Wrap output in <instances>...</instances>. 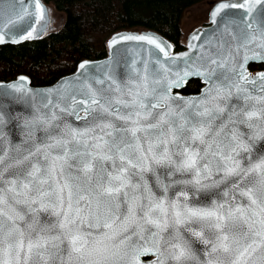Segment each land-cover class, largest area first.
<instances>
[{
  "label": "snow or ice",
  "instance_id": "1",
  "mask_svg": "<svg viewBox=\"0 0 264 264\" xmlns=\"http://www.w3.org/2000/svg\"><path fill=\"white\" fill-rule=\"evenodd\" d=\"M221 7L246 8L247 19L222 17L238 26L231 40L221 33L214 51L185 54L182 71L159 60L125 78L107 70L56 105L82 126L52 111L25 121L29 137L44 136L7 150L0 132V264H264V146L253 151L264 141V73L246 71L264 61V0ZM121 39L165 52L154 37ZM190 76L203 79L200 95L172 94Z\"/></svg>",
  "mask_w": 264,
  "mask_h": 264
},
{
  "label": "water",
  "instance_id": "2",
  "mask_svg": "<svg viewBox=\"0 0 264 264\" xmlns=\"http://www.w3.org/2000/svg\"><path fill=\"white\" fill-rule=\"evenodd\" d=\"M242 2L243 0L217 1L210 12L208 24L196 28L189 35L186 48L180 52H176L171 42L156 32L122 31L114 34L108 40V53L105 58L80 62L73 73L60 78L50 86H32L30 79L24 75L10 82H0V113H3L4 117L3 124H0V132L3 134L5 150L9 148L10 144H22L27 147L32 141H37L44 136V130L39 128L32 137H29L27 135L28 129L24 127L25 121L50 114L52 111L63 117V120L58 121V123H68L76 127L82 126L84 123L83 119H77L76 116L60 112V108L56 107V105L59 104L60 107H64L66 104H70L71 100L68 93L75 91L86 78L97 77L103 79L105 71L112 69L115 70L117 77L125 78L129 72L135 74L134 70H142L147 67L150 71L154 67L158 68L157 60L161 64L169 66L174 73L182 71L184 68L183 60L187 59L185 54L197 56L200 52L214 51L217 38L221 36V33H223L225 39L231 40L232 34L238 30V26L234 24L226 29V26L221 23V18L227 14L228 17L235 18L239 23L241 18L247 19L245 16L246 8H224L221 6ZM37 3L40 5V9L43 10V18L40 16V10L36 7ZM11 4H15L14 10L9 9ZM259 8V5H255V10L258 11ZM0 9H3L6 13L4 19L11 15L16 21L14 26L9 25L7 27H3L2 22H0V28H2L0 35L4 36V40L0 42V45H18L26 41L37 40L43 37L51 28L50 10L48 5L42 0H21L19 3L17 0H3L0 3ZM16 12H19L22 18L18 19ZM214 12L216 13L215 16H213ZM29 31L32 32L31 36H28ZM193 34L198 35L200 38L191 41ZM127 36L154 37L165 48L167 55H165V52H161L155 44H149L147 40L121 39V37ZM113 38H117L115 43H112ZM190 41L196 45L195 49L189 47ZM209 42H211V49L209 48ZM202 43L204 44L203 48L200 47ZM242 55L243 50L238 54V58ZM176 57H180V59L174 61ZM81 64H86V68L81 69ZM252 64H264V61L248 62L246 71L250 77L254 78L258 74L264 73V70L252 73L250 71V65ZM196 79L200 80L203 85L199 93L192 95L182 94L181 91L187 84ZM93 86L97 88L105 87V85L95 84ZM204 87L205 83L201 77L190 76L181 87H174L172 94L178 93L182 97L198 96ZM77 99L79 100L80 97H77ZM78 115L85 117V112L81 110ZM261 146H264V141H260L253 151L255 152ZM201 197L207 199L202 193H198L197 198L200 199ZM189 198L191 199V194ZM45 215L47 214L42 213L41 218L43 219ZM191 227L199 230L200 225L194 223ZM193 239L195 240L194 237ZM194 247L201 248L205 246L197 243Z\"/></svg>",
  "mask_w": 264,
  "mask_h": 264
},
{
  "label": "trees",
  "instance_id": "3",
  "mask_svg": "<svg viewBox=\"0 0 264 264\" xmlns=\"http://www.w3.org/2000/svg\"><path fill=\"white\" fill-rule=\"evenodd\" d=\"M65 15L63 27L18 45H0V82L19 76L45 87L73 73L82 61L107 56V42L122 31H153L169 40L176 52L185 49L181 21L185 12L206 0H42ZM264 64L250 65L252 73ZM200 80L181 91L197 94Z\"/></svg>",
  "mask_w": 264,
  "mask_h": 264
},
{
  "label": "rangeland",
  "instance_id": "4",
  "mask_svg": "<svg viewBox=\"0 0 264 264\" xmlns=\"http://www.w3.org/2000/svg\"><path fill=\"white\" fill-rule=\"evenodd\" d=\"M220 0H206L188 9L181 21V29L183 33V43L187 44V40L192 31L209 22L210 12L214 4ZM50 10V32L60 30L65 21V15L57 11L54 7L49 6ZM48 31V32H49ZM29 78V77H28ZM30 79V78H29Z\"/></svg>",
  "mask_w": 264,
  "mask_h": 264
}]
</instances>
